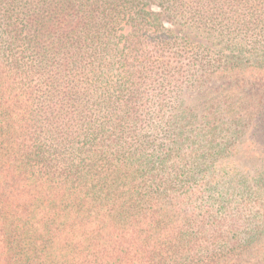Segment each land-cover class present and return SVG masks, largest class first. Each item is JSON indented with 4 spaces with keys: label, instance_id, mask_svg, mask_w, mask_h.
Here are the masks:
<instances>
[{
    "label": "trees",
    "instance_id": "16d2710c",
    "mask_svg": "<svg viewBox=\"0 0 264 264\" xmlns=\"http://www.w3.org/2000/svg\"><path fill=\"white\" fill-rule=\"evenodd\" d=\"M257 116L264 0H0V264H264Z\"/></svg>",
    "mask_w": 264,
    "mask_h": 264
},
{
    "label": "rangeland",
    "instance_id": "374dc122",
    "mask_svg": "<svg viewBox=\"0 0 264 264\" xmlns=\"http://www.w3.org/2000/svg\"><path fill=\"white\" fill-rule=\"evenodd\" d=\"M179 29H181V28L179 27ZM185 31H186V29L184 30V33H185ZM191 39L194 42L202 43L203 45L207 46L208 48H211L210 50H212V51L216 49L212 45L218 43V40H215V41L213 39L207 40L204 38V36L196 37L195 35H192ZM232 88H233V91H229V89H232ZM257 88L258 87H256V88L253 87L252 82L242 83L241 80L240 81L234 80L232 82H229L228 80H220V81L214 82L210 86V89H212V90L219 89L218 93L221 95H225L226 93H236V92L239 93L240 94L239 96L244 98V104L247 102L250 103V99H251V103H253V104H251L252 106L250 109H253L254 113L258 109V106H256V101H255V100H257L258 94H259L256 92ZM241 102L243 103V100ZM249 103H247V105ZM243 114H245V113L243 112ZM240 116H241V114H240ZM255 123H256L258 128L263 129L264 128V117H258L257 116ZM254 130H255L254 129V123L253 124L251 123L250 125L242 124V126L240 127V132L246 133V136H242L241 138H238L237 139L238 142H249L250 141V142H256L258 144L264 145V136L263 135H256ZM240 158H241V161L243 162L242 164H244L246 162V159L244 157H240Z\"/></svg>",
    "mask_w": 264,
    "mask_h": 264
}]
</instances>
